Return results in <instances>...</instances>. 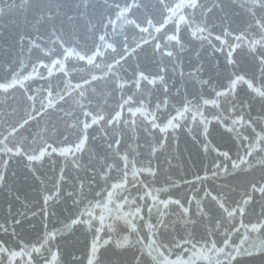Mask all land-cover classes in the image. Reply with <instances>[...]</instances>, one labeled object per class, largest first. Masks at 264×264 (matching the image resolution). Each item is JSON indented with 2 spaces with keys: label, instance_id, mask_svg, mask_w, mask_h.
Listing matches in <instances>:
<instances>
[{
  "label": "snow or ice",
  "instance_id": "6c2138e0",
  "mask_svg": "<svg viewBox=\"0 0 264 264\" xmlns=\"http://www.w3.org/2000/svg\"><path fill=\"white\" fill-rule=\"evenodd\" d=\"M0 264H264V0H0Z\"/></svg>",
  "mask_w": 264,
  "mask_h": 264
}]
</instances>
